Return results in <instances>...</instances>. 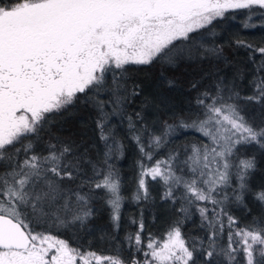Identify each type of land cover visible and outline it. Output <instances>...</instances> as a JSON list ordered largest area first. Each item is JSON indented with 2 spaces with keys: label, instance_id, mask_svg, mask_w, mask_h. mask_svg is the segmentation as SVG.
I'll return each instance as SVG.
<instances>
[{
  "label": "snow or ice",
  "instance_id": "obj_1",
  "mask_svg": "<svg viewBox=\"0 0 264 264\" xmlns=\"http://www.w3.org/2000/svg\"><path fill=\"white\" fill-rule=\"evenodd\" d=\"M236 10H247L251 18L264 10V0H0V264H127L119 252H82L34 230L45 224L86 227L98 211L97 202L110 209L113 225L119 226L123 181L110 161L123 146L110 127L113 117L127 119L141 155L134 200L148 199L150 179L164 188L165 202L175 204L176 192L183 189L180 198L187 205H212L211 210L199 207L213 229L207 249L203 244L190 247L178 222L162 240L150 234L145 244L141 220L126 241L145 259L133 256L131 264H198L201 257L202 264H264V219L254 217L241 227L225 209L233 200L246 206L249 194L264 208V188L253 193L250 186L255 154H245L252 145L264 151V126L249 123L235 103L240 99L235 81L243 79V71L236 69L231 83L219 70L209 73L214 88L197 96L196 118L179 125L165 122L159 135L149 131L143 109L127 112L143 91L132 80L139 66L218 58L216 48L201 51L178 42L192 41L190 34ZM257 51L261 62L251 81L253 95L245 99L264 108V48ZM174 84L167 80L169 87ZM78 101L98 113L96 129L106 149L102 162L60 137H50L36 151L45 128ZM177 127L194 129L208 143L185 149L183 160L169 153L152 163ZM85 165L91 166V174ZM179 211L188 209L182 205ZM224 216L226 248L216 244V226L223 233Z\"/></svg>",
  "mask_w": 264,
  "mask_h": 264
},
{
  "label": "trees",
  "instance_id": "obj_2",
  "mask_svg": "<svg viewBox=\"0 0 264 264\" xmlns=\"http://www.w3.org/2000/svg\"><path fill=\"white\" fill-rule=\"evenodd\" d=\"M244 19V10L226 13L225 18L213 21V24L203 29L202 32L190 34L194 37L192 41L178 42L191 43L197 48H201V51L204 48H216L220 52L218 58L209 56L203 59L199 57L193 60L184 59L175 66L161 63L139 66V70L132 73V80L141 84L143 91L140 96L135 98V102L127 107V112L134 115L143 109L144 122L156 134L161 133L165 122L179 125L181 120H185L190 123L200 111L196 104L197 96L209 87L214 88L215 79L209 73L215 74L219 70V75L225 77L226 82L231 83L235 70L240 69L244 75L242 80L235 81V90L240 93V99L235 103L238 104L241 112L245 110L243 115L249 123L255 127L264 126V108L245 99L253 95L251 81L257 75L256 66L261 62V54L257 50L264 48V21L246 27ZM253 57H255V63L252 62ZM130 67L135 69L137 66ZM261 74L264 75V73ZM167 80H173L174 86L169 87ZM194 83L196 87L192 86ZM108 110L111 111V109ZM97 115L98 113L93 107L78 101L74 107L57 115L55 122L45 128L41 133L43 139L36 145V151H42L50 137H60L63 140L75 142L78 152L87 153V156L94 162H102L106 149L96 129ZM110 127H114L115 139L123 146L121 151L113 154L110 161L123 181L122 194L125 199L121 207L119 226L113 225L110 219V209L97 202L95 207L98 211L86 227L82 228L77 224L67 228H57L51 224H45L35 227L34 230L63 238L71 247L81 251H94L109 255L119 252L128 263L132 256H142V252H135V248H130L126 241L127 236L130 234L134 236L139 230L141 220L144 223L143 239L145 244L150 234L154 238L162 239L168 230L178 222L182 236L190 247L193 244L197 247L203 244L207 249L208 237L213 229L208 221L201 217L196 203L189 206L180 198L183 189L176 192L177 202L173 204L171 200L165 202L161 199L165 191L161 185L149 181L148 199L139 201L133 199L137 189L138 161L141 159V155L132 139L133 134L129 131L126 118L121 122L118 117H113ZM137 127L139 128L141 125L138 124ZM205 143H208L207 138L194 129L177 127L167 143V153L159 155V157L165 158L169 153H177L183 160L185 149L190 152L193 144L200 146ZM249 150L250 152L246 155L255 154L257 164L250 179V186L255 193L264 188V151L255 145H253V149ZM85 169L88 174H91L90 165H85ZM182 205L188 209L186 213L179 211ZM225 209L228 214L238 220L241 227L250 224L254 217L264 219V208L254 200L252 194L246 195V206L238 205L233 200L226 202ZM242 211L243 214H241ZM222 219L224 231L220 233L219 225L216 226L218 233L216 244L218 247L226 248L228 221L226 216ZM220 259L223 260V257ZM202 261L201 257L198 264H202Z\"/></svg>",
  "mask_w": 264,
  "mask_h": 264
},
{
  "label": "rangeland",
  "instance_id": "obj_3",
  "mask_svg": "<svg viewBox=\"0 0 264 264\" xmlns=\"http://www.w3.org/2000/svg\"><path fill=\"white\" fill-rule=\"evenodd\" d=\"M245 11V19H244V24H246V25H248V26H254V25H257V24H259V23H262L263 21H264V16H261L260 14H259V12H264V10H259V11H257L256 13H253V14H251V18H249V16H250V14H249V12L247 11V10H244ZM205 29V28H204ZM203 31V29H200V30H198L197 32H202ZM244 111L245 110H243L241 113L243 114L244 113ZM254 123V122H253ZM149 131L150 132H155L154 130H152V129H150L149 128ZM156 134V133H155ZM157 135H159V134H157ZM144 139H145V142H147V137H144ZM166 146H167V144H166ZM164 147V148H162V149H160L159 150V152H158V154L155 156V158H154V160L152 161V163H155V160H158V159H162V158H160L159 157V155H165V153H167V147ZM253 149V145H252V147L251 146H249V147H247V149H246V153L245 154H248L249 152H250V150L249 149ZM149 181H151L150 179H149ZM156 183V182H155ZM157 185H160L159 183H156ZM164 189V188H163ZM171 206L173 207V204H171ZM207 207L208 209H211V204H206V202H200V201H197L196 202V207H197V209H198V211H199V207ZM199 213H200V211H199ZM244 212L242 211L241 212V214H243ZM37 232V231H36ZM49 234V233H48ZM52 235V234H51ZM53 236H55V235H53ZM56 237H58V236H56ZM58 238H60V237H58ZM60 239H63V238H60ZM157 239V238H156ZM163 239V238H162ZM162 239H159V240H162ZM147 243V242H146ZM71 247V246H70ZM146 250V249H145ZM82 252H94V251H82ZM94 253H96L97 255H100V256H108L109 254H102V253H99V252H94ZM142 256L141 257H136L138 260H140L141 262L145 259V257H144V254H143V252H142V254H141ZM132 258H133V256L131 257V260L127 263V264H131V261H132ZM93 264H94V261H93Z\"/></svg>",
  "mask_w": 264,
  "mask_h": 264
}]
</instances>
